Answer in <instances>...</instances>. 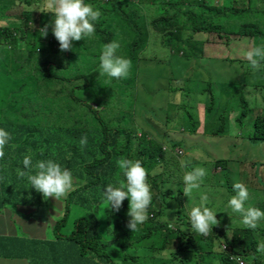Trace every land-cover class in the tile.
Instances as JSON below:
<instances>
[{
    "label": "trees",
    "instance_id": "1",
    "mask_svg": "<svg viewBox=\"0 0 264 264\" xmlns=\"http://www.w3.org/2000/svg\"><path fill=\"white\" fill-rule=\"evenodd\" d=\"M37 1L0 0V21L13 18L8 11L18 4L26 9L18 25H0V128L11 134L0 159V209L7 204L62 200L63 213L53 225L52 237L0 234V256L32 264H236L231 256H239L244 264H264V253L256 252L257 244L264 241V221L255 230L224 223L214 210L218 197L208 198L211 182L215 195L222 192L226 198L224 204L235 194L224 177V159L213 162L221 168L219 176L207 174L200 189L193 191L196 200L185 197L182 176L185 170L198 167L199 160L183 155L190 148L180 138L183 135L174 133L175 125L169 126L174 120L182 127L177 131L184 133L186 126L191 133L196 130V102L190 103L189 97L202 106L204 126H214L213 134L223 132L232 110L228 94L238 86L242 91L240 105L233 107L238 111L236 121L249 128L247 139L264 143V116L251 117L243 95L245 85L264 87V68L252 70L243 55L253 44H264V0H255L260 2L257 7H237L236 0H85L101 16L94 22L92 36L73 41L70 51L59 50L50 27L47 37L41 36L39 29L49 24L52 15L37 11L35 18L29 9ZM152 36L163 37L170 47L177 60L172 68L175 76L170 71L167 77L166 69L157 76L145 64L140 72L138 63ZM112 41L120 45L117 55L131 61L125 78L99 74L103 45ZM245 41L248 46L243 51L238 47ZM239 51L241 55L236 54ZM218 60L235 63L230 70L242 74L223 82L211 77L202 81L197 79L202 77L199 72L176 68L196 65L211 71L212 61ZM83 135L88 143L81 148ZM28 154L33 164L53 160L71 170L73 190L66 198L46 199L26 178L17 176ZM122 158L141 161L152 192L150 217L133 232L127 227L129 201L125 199L119 212H113L103 195L108 184L124 182L118 167ZM180 160L188 161L187 169L181 168ZM201 193L207 196L206 206L225 224L214 226L208 236L191 229L184 208L199 204ZM249 203L264 211V189ZM152 205L157 207L150 209ZM72 206L86 213L73 221L68 233H62ZM145 243L149 246L139 252Z\"/></svg>",
    "mask_w": 264,
    "mask_h": 264
},
{
    "label": "clouds",
    "instance_id": "2",
    "mask_svg": "<svg viewBox=\"0 0 264 264\" xmlns=\"http://www.w3.org/2000/svg\"><path fill=\"white\" fill-rule=\"evenodd\" d=\"M29 10L52 15L49 24H45L39 31L42 33L41 36L46 38L50 27L52 35L59 43L60 51H70L73 41L92 36L95 32L94 22L101 16V12L94 9L91 4L85 3V0H39V3L34 4ZM119 47L116 41L103 45L99 57L101 76L121 79L128 75L131 61L117 55ZM243 55L252 70L259 71L264 68L262 63L264 44H253L244 51ZM10 140L11 134L0 128V159L4 157V148ZM87 143L88 137L81 136L79 141L81 148L87 146ZM22 163L24 170L17 169V176L26 178L31 188L41 193L44 198L53 197L59 200L66 198L73 190L71 170L62 167L59 163L53 160H38L33 164L30 154L23 156ZM180 166L182 169H187L188 161L180 160ZM118 167L122 170L124 182L119 186L108 184L103 190V195L113 212H119L125 199L129 201L127 215L130 219L127 227L133 232L139 224L148 219V208L152 201L151 186L147 182L148 172L139 159L122 158L118 161ZM206 175L207 170L203 167L185 170L182 176L184 195L189 198L194 190L198 191ZM232 187L235 194L228 199V207L232 213L239 215L242 226L257 229L260 222L264 221V211L249 203V191L243 183L235 182ZM206 203L207 196L201 193L199 204H193L190 208L187 204L184 205L191 229L203 236L212 234L213 227L220 224L216 212L207 207ZM222 248H225V245H222ZM256 252L264 253V241L257 244ZM231 259L236 261V264H244L239 256H231Z\"/></svg>",
    "mask_w": 264,
    "mask_h": 264
},
{
    "label": "rangeland",
    "instance_id": "3",
    "mask_svg": "<svg viewBox=\"0 0 264 264\" xmlns=\"http://www.w3.org/2000/svg\"><path fill=\"white\" fill-rule=\"evenodd\" d=\"M255 1V0H254ZM214 3L220 2L219 0H213ZM39 3V0L36 3ZM258 4L260 5V2H250L249 0H236V6H253L257 7ZM26 9H23V4L16 5L12 9L8 11L10 13L9 15L13 18H10L9 20H3L0 21V25H18L20 21H18V17H21L23 19L24 12ZM34 17H38V12L33 11ZM32 27H34L36 24H31ZM153 42V43H152ZM187 46V45H186ZM246 41L243 42L238 48L241 50H245L247 48ZM236 49V48H235ZM174 51V50H172ZM241 52H237V55H241ZM145 57L146 62L143 60ZM203 61H206L207 58H202ZM176 58L172 57L171 49L170 47H167V44L164 43L163 37L158 36H152L151 37V45L148 46L147 50L145 51L144 56H141V59L138 63V68L140 69V72L142 69L145 68V65L147 68L152 72L159 74L160 69H166L167 70V77L168 73L172 71V75L175 76L173 69L175 68L176 64ZM213 66L212 70L210 71L209 68L203 66V69L196 65L188 68H181V65L179 67H176L182 72L185 73H193V72H199V74L202 75V77H197V79H201L202 81H205L206 78H219L218 81L223 82L226 81L225 79L227 77H233L235 75H241L242 72L239 74H234V70H230L231 67L234 66L235 63H228L224 60H218L217 62L212 61ZM145 64V65H144ZM216 65V69L214 68ZM174 66V68H173ZM236 67V65H235ZM173 68V69H172ZM158 71V72H157ZM206 71V75L204 72ZM218 74H225L223 77H220ZM228 75V76H227ZM132 76V73H130V77ZM160 77V76H159ZM166 77V78H167ZM217 80V79H216ZM160 81V78H157L156 82ZM218 81H216L218 83ZM237 86V85H236ZM240 87L237 86L236 90L229 92V99L228 104L231 106L229 113V122L226 123L225 129L223 132H219L217 134H213L212 130L215 128L213 127H205L203 122V109L202 106H197V100L189 97H186V100H189V102H196V106H193V110L195 111L193 113V116L197 118L199 121V125L197 126L196 130L191 133L190 126H186V131L183 133L181 130H175L178 128H182L177 121L172 120L169 123V126L175 125L174 133L181 134L180 138H183L185 141V145L190 149H185L183 151V155L187 154L190 155L188 159H198L199 162H197L198 167H203L207 170V174H210V176L218 177L220 173L221 168L219 166L215 167L213 162L216 159L222 158L227 164V170H222L226 174L224 177L226 178V181L231 185L235 182L243 183L247 188H249L250 191V199L252 202H254L257 198L258 191H261L264 189V143H257V142H251L249 139H247V135L249 133V128L246 126H239V122L236 121V116L238 115L237 109H233L234 106L240 105V96L242 89H239ZM243 89L245 90L244 97L246 98L249 106L252 109L251 117L255 115V113H259L264 116V87H257L255 88L252 85H245L243 86ZM119 95V93H118ZM166 95L169 100H172L171 93L166 91ZM233 95L235 97L233 98ZM200 99V95H196ZM118 96H116L115 99H117ZM222 100V99H221ZM182 102V100L180 99ZM146 108V107H145ZM149 109V108H148ZM228 115V113H226ZM194 119V118H193ZM247 119H243V122H246ZM144 126V125H141ZM188 140V141H186ZM183 144V143H182ZM198 151V154L192 153V150ZM190 150V151H188ZM191 152V153H190ZM262 161V162H260ZM222 165V162H221ZM212 186L209 188L210 193L208 195V198H217L218 197V205L214 209L217 214L220 215L221 221L226 223L227 221H231L232 224H238L240 225V217L238 214L232 213L231 209L228 207V205L224 204L226 202V198L223 197V193H217L215 195V184L213 182L210 183ZM153 190V189H152ZM155 193V190H153ZM186 197V196H185ZM192 198L196 200L198 198L197 195H193ZM184 201L186 202V198H184ZM63 204L64 202L61 200L60 202H49V205L47 207L48 213L47 216H45L44 209L46 208L45 205H21L18 204L17 206L10 207L8 205L4 206V210L1 212V216L6 219V213H9L11 216V211L14 212V214H21L18 216H15V218L12 220L14 224L11 223L12 229L10 235H22L27 237L37 236L36 234L31 235V229L32 226H46V230L41 235L44 238H49L53 236V225L56 223L58 219L62 216L63 213ZM157 205V204H156ZM152 205L150 209H155L157 206ZM189 205V204H188ZM29 206V207H28ZM193 206V205H192ZM86 213V210L80 207L72 206L71 211L69 213L68 219L60 228V232L62 233H68L71 229V226L73 225V221ZM148 217L150 215L148 214ZM219 217V216H218ZM219 217V218H220ZM45 219V220H43ZM221 227H223L225 224H219ZM38 228L42 229L41 226ZM8 235V234H7ZM149 246V243H145L143 247L139 248L138 251L141 252L145 250ZM146 247V248H145ZM225 249V248H222ZM133 251V249H132ZM149 253L151 251L149 250ZM202 264V263H201Z\"/></svg>",
    "mask_w": 264,
    "mask_h": 264
},
{
    "label": "crops",
    "instance_id": "4",
    "mask_svg": "<svg viewBox=\"0 0 264 264\" xmlns=\"http://www.w3.org/2000/svg\"><path fill=\"white\" fill-rule=\"evenodd\" d=\"M7 205L10 206L9 204H7ZM17 205L18 204H16V206ZM43 205L46 206V208L44 209V212H45V216H47V213H48L47 207L49 204L45 203ZM29 206H31V205H29ZM3 210H4V208L0 209V234H4V235L5 234H11V229H12L11 223L14 224L12 220L15 218V216H17V214H14L13 211H11V216L9 213H6L7 217L5 219L1 216V212ZM43 220H45V219H43ZM39 226H41L42 229L38 228ZM45 227H46L45 225L44 226H42V225L32 226L31 233L36 234L37 237L44 238L41 235H43V233L45 232V230H46ZM0 264H32V263H30L24 259H21V258H7V257L5 258V257L0 256Z\"/></svg>",
    "mask_w": 264,
    "mask_h": 264
}]
</instances>
